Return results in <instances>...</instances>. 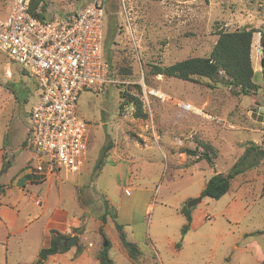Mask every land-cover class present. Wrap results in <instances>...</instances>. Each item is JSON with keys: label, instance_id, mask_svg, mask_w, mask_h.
Wrapping results in <instances>:
<instances>
[{"label": "rangeland", "instance_id": "374dc122", "mask_svg": "<svg viewBox=\"0 0 264 264\" xmlns=\"http://www.w3.org/2000/svg\"><path fill=\"white\" fill-rule=\"evenodd\" d=\"M11 2L0 0V17L8 12ZM85 2L47 0V17H66ZM109 18L117 23L113 60L117 64L127 60L133 75L118 76L116 84L106 85L101 92L83 91L79 97L78 114L88 123L87 163L75 177L84 207L71 205L77 212H86L90 231L81 243L92 239L100 248L104 246L102 235L91 230L95 223L90 215L107 214L104 234L111 242L109 256L117 264L132 263L118 247L116 223H124L128 239L137 243L149 262L157 258L161 264H242L241 258L231 263L226 259L242 231L262 225L258 212L264 207L263 178L248 183L246 195L244 191L238 194L237 199L241 197L242 204L249 207L242 219L231 222L224 213L234 191L219 200L203 198L188 208L215 172L204 161L195 163V158L182 150L195 149L198 140L210 141L219 151L216 171L225 173L249 142H264V0H126L125 5L112 0L106 35ZM244 27L257 31L252 49L254 80L260 86L257 96H236L222 84L209 87L213 83L207 80L189 82L148 74L152 65L168 66L207 56L218 39L217 31ZM21 69L0 51V148L22 149L9 151L13 168L7 179L36 161L35 152L23 144L31 129L29 113L39 96L35 79ZM135 86L141 87L143 100V90H147V119L135 118L131 109H124L130 104L120 108V91L139 96ZM151 91L165 98L150 95ZM182 103L203 114L185 111ZM110 144L113 147L103 157ZM101 159L103 165L97 170ZM106 201L111 205L106 207ZM184 207L196 216L197 226L178 253L174 243L180 242V226L186 224L181 213ZM250 258L249 264H258Z\"/></svg>", "mask_w": 264, "mask_h": 264}, {"label": "built area", "instance_id": "2783aa9c", "mask_svg": "<svg viewBox=\"0 0 264 264\" xmlns=\"http://www.w3.org/2000/svg\"><path fill=\"white\" fill-rule=\"evenodd\" d=\"M120 2L125 5L126 0ZM31 3L12 0L0 17V51L39 86L29 113L28 149L36 154V172L65 178L83 172L87 163L88 123L78 114L81 93L101 92L117 83L103 58L106 0H89L80 11L52 21L35 17ZM143 92L148 104L147 90ZM150 95L165 98L160 92ZM130 106L124 109L135 112ZM181 108L203 114L191 104L182 103Z\"/></svg>", "mask_w": 264, "mask_h": 264}, {"label": "crops", "instance_id": "0c3cea01", "mask_svg": "<svg viewBox=\"0 0 264 264\" xmlns=\"http://www.w3.org/2000/svg\"><path fill=\"white\" fill-rule=\"evenodd\" d=\"M20 150L22 149L12 150L4 145L0 148V183L7 186L6 191L0 193V264H91V262L98 264L96 257L101 248L96 241L88 239L81 243L83 238L87 239L86 236L90 231L85 218L86 212L80 213L81 210L77 212V209L71 205L84 207L77 185L78 181L75 179L79 174L64 178L51 176L47 172L38 173L34 163V166L30 165L28 169L23 167L18 173L7 179V175L13 168L9 151L18 152ZM4 157L10 160L7 163H11L7 172H3L7 164L4 166ZM256 177L263 178L264 181V166L240 175L233 182L230 191H234L236 195L232 196L231 202L226 206L224 212L229 221L246 217L249 207L242 204L241 197L238 199L237 197L243 191L245 193L243 196L247 194L248 183ZM261 197H264V184ZM92 214L90 218L95 226L91 230L99 235L102 215L93 217ZM207 219H211V217L207 216ZM258 219L262 222L261 226L245 229L235 239L231 246L232 253L226 259L229 263L241 258L243 259L242 264H249L250 257H252L256 263L263 264L264 240L261 236H264V207L262 206L258 212ZM195 220L196 216L192 214L190 230L197 226ZM108 222L109 219L103 225V229H106ZM121 224L124 225V223ZM183 225L181 224L180 231ZM51 230L65 234L72 233L71 237L77 236L81 251H78L76 245L70 247L66 253L52 255L46 260L40 261V251L50 244ZM189 232L183 238L181 236L180 242L174 243V249L178 253L184 250L183 244ZM257 232H261V234H256ZM178 244L179 247H177ZM118 247L123 250L125 257L134 264L126 255L121 241ZM154 262L162 263L157 258H154L152 262L144 258L142 264H153ZM114 264L117 263L114 262Z\"/></svg>", "mask_w": 264, "mask_h": 264}, {"label": "trees", "instance_id": "16d2710c", "mask_svg": "<svg viewBox=\"0 0 264 264\" xmlns=\"http://www.w3.org/2000/svg\"><path fill=\"white\" fill-rule=\"evenodd\" d=\"M84 8L89 0H85ZM161 2L163 0H146ZM112 0H106L105 3V26L107 27V12L108 6ZM81 8V9H82ZM80 9V10H81ZM78 10V11H80ZM75 11L73 13H76ZM31 13L41 20L52 21L56 19L52 16L48 19L47 13V0H32ZM70 13V14H73ZM69 13L67 15H70ZM66 15V16H67ZM64 18V17H63ZM117 30V23L113 18H109L108 21V34L104 32L103 40V58L109 64L110 77L115 79L120 76L122 78H128L133 75L132 65L125 60L121 64H117L113 60L112 46L115 44V36ZM257 31L254 28L244 27L235 31L219 30L216 35L218 39L213 46L211 52L207 56L192 57L183 61L174 63L168 66L152 65L149 71L150 76H163L165 78H175L182 81H210L213 84H209V87L214 88L217 84L229 88L232 94L236 96H257L260 86L255 82V69L252 60V49L254 34ZM264 47V32L261 36ZM12 63V62H11ZM15 64V63H13ZM19 66L18 64H15ZM20 67V66H19ZM21 68V67H20ZM23 74L31 77L25 70L21 69ZM39 90V86L36 80H34ZM215 84V85H214ZM138 89L139 96L133 95L128 91H120L119 96L121 99L120 108H123L124 104H130L134 106V117L138 119H147L149 114L145 107V102L142 96V89L140 86H135ZM141 95V96H140ZM30 130L27 134V138L23 146L28 149ZM113 147L112 144L106 146L103 150V157H106L108 151ZM187 156L194 157L195 163L206 162L211 168L214 169V175L207 181L205 188L201 192L199 198H210L213 200H219L226 195L233 182L240 176L249 171L260 169L264 166V142L257 144L249 142L242 155L238 157L231 169L225 173H219L216 171V164L219 158V151L210 141H197V147L195 149L185 148L182 150ZM9 159L4 157V166ZM103 165V159H101L97 165V170H100ZM30 168V164L26 169ZM1 176V174H0ZM7 186L0 183V193L6 191ZM106 207L110 204L105 202ZM181 213L186 218V224L181 229L182 238L190 231L192 223L191 210L184 207ZM116 212L114 211L113 218H116ZM107 214L101 217L102 226L99 228V233L102 235L103 240L108 243L107 247L102 246L96 259L98 264H114L113 260L109 256L111 248V242L104 234L103 225L106 224ZM116 228L119 234V238L123 249L126 252L128 258L134 264H142L145 258L144 253L140 247L130 241L124 231L122 224L116 223ZM256 234H261L257 232ZM51 241L48 247L43 248L40 251V261L46 260L48 257L56 254H63L70 250V247L65 244L66 240L71 238L72 233L65 234L57 230H51ZM180 245L178 244L177 247ZM78 251H81L80 245H77ZM153 264H158L154 262ZM264 264V262H263Z\"/></svg>", "mask_w": 264, "mask_h": 264}, {"label": "water", "instance_id": "95a60500", "mask_svg": "<svg viewBox=\"0 0 264 264\" xmlns=\"http://www.w3.org/2000/svg\"><path fill=\"white\" fill-rule=\"evenodd\" d=\"M262 68H264V50H263ZM10 166H11V163H7L5 169L3 170V172H7L8 169L10 168ZM201 201H202L201 198L191 200V201L188 203V208H192V207H194V206L200 204ZM65 244L68 245L69 247H72V246H76V245H78V237L75 236V237H71V238L67 239L66 242H65ZM107 245H108V243L105 242V243H104V247H107Z\"/></svg>", "mask_w": 264, "mask_h": 264}]
</instances>
